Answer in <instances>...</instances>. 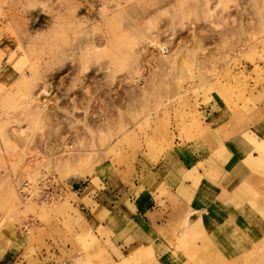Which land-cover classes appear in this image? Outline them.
<instances>
[{
    "label": "rangeland",
    "instance_id": "rangeland-1",
    "mask_svg": "<svg viewBox=\"0 0 264 264\" xmlns=\"http://www.w3.org/2000/svg\"><path fill=\"white\" fill-rule=\"evenodd\" d=\"M259 91L264 0H0V260L93 264L89 253L108 246L100 234L140 250L124 264H158L144 248L146 226L133 220L144 194L164 216L178 212L149 234L159 237L157 254L177 264H264V239L231 258L197 223L186 232L195 215L160 184L202 142L215 158L212 115L227 121L225 135L249 130L253 118L241 110L254 95L264 103ZM35 97L45 106L33 108ZM24 181L30 199L19 192ZM44 183L60 197L45 199ZM255 200L264 220V192ZM106 215L121 228L114 236L88 225Z\"/></svg>",
    "mask_w": 264,
    "mask_h": 264
},
{
    "label": "crops",
    "instance_id": "crops-1",
    "mask_svg": "<svg viewBox=\"0 0 264 264\" xmlns=\"http://www.w3.org/2000/svg\"><path fill=\"white\" fill-rule=\"evenodd\" d=\"M262 93L264 92H260ZM257 98L258 96L254 95L252 100L256 102ZM254 104L241 110V114L246 111L253 118V124L246 132L239 131L225 135L224 126L227 121L224 119L220 121L221 117L217 114L212 115L210 123L217 121V123L214 122L216 125L214 130L220 134L210 142L216 146L215 158H212V155L208 153V147H204L205 143L202 142L203 150L198 156L189 152L178 159L179 171L176 174H160L163 179L171 175L172 181L165 183L159 176L162 182H158L165 185V189H169L172 194L179 197L178 199L182 198L183 208L189 206L188 214L195 215L194 223L185 224V231L189 232L187 228H191V233L193 226L197 223L204 235L222 254L231 258L240 256L242 252L252 249L264 239V220L258 221L252 211L257 208L256 196L264 192V117L261 118L264 116V103L258 106ZM197 159L198 164L202 166L199 169L196 166ZM204 164H210L214 168H204ZM213 177L214 180H209ZM196 187L199 191L210 195V200H206V204L202 203L203 198L198 193L190 197V192ZM188 199L190 202L187 201ZM152 201L151 198L149 200L142 194L135 202L133 220L137 221L140 227L144 224L147 229L144 232L148 235L147 245H144L146 246L144 248L151 249L159 259L158 264H177L178 259L176 260L172 254L161 256L156 253L159 237L153 239L149 237V234L175 224L178 212L164 216L162 208H156L154 205L150 207ZM103 209L108 214V211ZM94 222L88 224L94 232L104 233L105 229V233H108V230H111L114 236L116 231H121V228L117 230L114 228L115 231L109 228V222L113 223L111 216H104L102 223L97 218ZM99 235L96 236L97 239L100 237V240L108 246L102 251L94 249L89 253L90 256L99 258L95 263L92 261L93 264H112V262L124 264L140 251L135 249L136 247L121 249V246L114 245L110 238L107 240L105 236ZM16 260L13 261L9 256H5L0 260V264H17Z\"/></svg>",
    "mask_w": 264,
    "mask_h": 264
},
{
    "label": "built area",
    "instance_id": "built-area-1",
    "mask_svg": "<svg viewBox=\"0 0 264 264\" xmlns=\"http://www.w3.org/2000/svg\"><path fill=\"white\" fill-rule=\"evenodd\" d=\"M45 185V193H44V198L48 199V200H55L56 198H59L61 193L58 192V190L56 188H51L50 191H48L47 189L49 188V186L44 183ZM30 184L27 181H24L21 183L20 185V189L19 192L21 193V195L25 198L30 199V197L32 196V191L30 189ZM22 232L25 234L29 233V225H25L24 227H22Z\"/></svg>",
    "mask_w": 264,
    "mask_h": 264
},
{
    "label": "bare ground",
    "instance_id": "bare-ground-1",
    "mask_svg": "<svg viewBox=\"0 0 264 264\" xmlns=\"http://www.w3.org/2000/svg\"><path fill=\"white\" fill-rule=\"evenodd\" d=\"M161 34V33H160ZM158 35V37L159 36H161V35ZM157 36H156V38H158ZM151 43L150 44H152L153 46H154V44L153 43H155V46H156V48H157V50L159 51V52H161L163 55H164V53H165V51H166V47H167V45L166 44H164V43H162V44H160L161 42H158L159 40H157V39H155V37H154V39L152 38L151 40ZM164 44V45H163ZM164 57H165V55H164ZM42 88H43V93H42V97H46V95L48 94V92L46 91V90H44L45 89V87H43L42 86ZM91 93V92H90ZM36 99H34V100H32V102H30V103H33V102H35L36 103V105H35V103L33 104V105H35V107H33V108H38V106H37V102H41L42 100L41 99H37V97H35ZM82 99V98H81ZM43 103H40L42 106H45V104H44V101H42ZM28 104H29V102H28ZM73 104V103H72ZM75 104V103H74ZM37 106V107H36ZM43 107H41L40 108V110L42 109ZM36 110V109H35ZM39 110H37L36 112H38ZM44 111H45V109H44ZM41 111H39L38 112V115H39V113H40ZM37 115V114H36ZM37 115V116H38ZM37 118V117H36ZM249 207V206H248ZM263 209H264V207H263Z\"/></svg>",
    "mask_w": 264,
    "mask_h": 264
}]
</instances>
